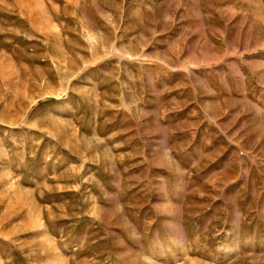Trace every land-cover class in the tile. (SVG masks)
Wrapping results in <instances>:
<instances>
[{
	"label": "rangeland",
	"instance_id": "374dc122",
	"mask_svg": "<svg viewBox=\"0 0 264 264\" xmlns=\"http://www.w3.org/2000/svg\"><path fill=\"white\" fill-rule=\"evenodd\" d=\"M0 264H264V0H0Z\"/></svg>",
	"mask_w": 264,
	"mask_h": 264
}]
</instances>
